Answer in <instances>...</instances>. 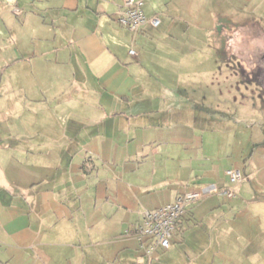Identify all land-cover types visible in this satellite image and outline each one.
I'll return each mask as SVG.
<instances>
[{"label":"crops","instance_id":"crops-1","mask_svg":"<svg viewBox=\"0 0 264 264\" xmlns=\"http://www.w3.org/2000/svg\"><path fill=\"white\" fill-rule=\"evenodd\" d=\"M121 3L0 0V264H264V0ZM196 76L230 83L211 111ZM230 167L146 254L143 211Z\"/></svg>","mask_w":264,"mask_h":264},{"label":"built area","instance_id":"built-area-1","mask_svg":"<svg viewBox=\"0 0 264 264\" xmlns=\"http://www.w3.org/2000/svg\"><path fill=\"white\" fill-rule=\"evenodd\" d=\"M116 21L132 31H138L147 23L157 26L160 19L156 15L150 17L145 15L143 0H122L117 10ZM129 53L134 55V49H129ZM226 173L229 180L234 184L238 183L242 178L241 171L237 167L226 169ZM216 191L222 192L228 197L235 195L233 186L217 188L215 185L210 184L187 188L179 193L172 202L152 209H145L142 213L141 222L135 230L145 253L151 255L157 247L167 248L170 245V237L174 231L175 224L178 218L184 214L187 207L197 202L204 195Z\"/></svg>","mask_w":264,"mask_h":264},{"label":"rangeland","instance_id":"rangeland-1","mask_svg":"<svg viewBox=\"0 0 264 264\" xmlns=\"http://www.w3.org/2000/svg\"><path fill=\"white\" fill-rule=\"evenodd\" d=\"M243 27H245L246 25L244 23L241 24ZM190 41H191V38H190ZM247 42V35L244 37H239L237 40H236V43L237 44H240V48H243L244 47V44ZM190 60V59H189ZM189 71L191 69H188ZM241 71V69H236V72L237 71ZM198 76H196L194 79L195 80H189L188 84H185L183 85V91H185L186 93H188V102L185 103L189 108H192L194 107V104L197 103V105L199 107H195L201 111H205L207 108V111L208 110H212L214 107H213V103L214 101L213 100H208L209 98H211V94L214 95L216 94L218 91H222V92H227V90L230 88V83H224L221 79H218V81H220V83H215L214 86H213V83H211V81L209 82H203L202 80H200V78L198 79L197 78ZM236 81V83H235ZM232 82V89L235 90L236 88V85L238 86V89H240V91H242V89H245V85L247 83L245 82H242L240 80H235ZM172 86H174L172 84ZM174 87H177V86H174ZM200 98H203V100L205 101H198V99ZM206 104H209L210 106L206 107ZM212 107V108H211ZM211 108V109H210ZM237 184V183H235ZM233 182L230 181V185H235ZM229 185V186H230Z\"/></svg>","mask_w":264,"mask_h":264}]
</instances>
